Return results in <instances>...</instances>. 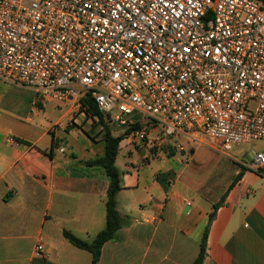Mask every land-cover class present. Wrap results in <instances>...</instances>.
<instances>
[{"label":"built area","instance_id":"obj_1","mask_svg":"<svg viewBox=\"0 0 264 264\" xmlns=\"http://www.w3.org/2000/svg\"><path fill=\"white\" fill-rule=\"evenodd\" d=\"M0 82L34 104L87 99L136 150L173 140L183 153L186 137L264 176V151L231 155L264 143L257 0H0Z\"/></svg>","mask_w":264,"mask_h":264},{"label":"crops","instance_id":"obj_2","mask_svg":"<svg viewBox=\"0 0 264 264\" xmlns=\"http://www.w3.org/2000/svg\"><path fill=\"white\" fill-rule=\"evenodd\" d=\"M0 86L26 96L3 102L0 110V264H90L91 255L62 232L91 242L105 227L109 179L88 162L103 154L106 124L101 131L71 102L34 104L33 91ZM46 109L51 115L44 120ZM107 126L126 146L123 166L120 146L114 163L123 225L102 246L98 264H191L206 226L203 264H264V176L232 159L227 168L209 171L213 151L186 137L177 139L183 153L173 140L162 149L136 150L119 128ZM62 132L74 140L68 144ZM254 153L231 155L248 160ZM39 241L41 257L34 254Z\"/></svg>","mask_w":264,"mask_h":264},{"label":"trees","instance_id":"obj_3","mask_svg":"<svg viewBox=\"0 0 264 264\" xmlns=\"http://www.w3.org/2000/svg\"><path fill=\"white\" fill-rule=\"evenodd\" d=\"M264 4V0H257ZM85 108V114L89 117L97 116L101 124H105L102 120V114L93 106L89 100L84 99L81 101V109ZM105 131L103 133L104 151L103 154L96 159L88 162L90 166H99L104 169L108 179L109 185L107 189L106 201V215L105 227L100 231L91 242L81 240L67 231H63V238L68 241L72 246L77 249L88 252L91 255L90 264H98L100 259L101 248L106 242L114 240L117 231L123 225V218L116 209V194L121 189L120 187V174L116 169L114 163L118 153L119 144L124 137L114 138L108 129L107 124L104 125ZM217 205L214 206V211ZM214 211L209 214L208 225L211 222ZM207 227L205 228L202 239L200 241L199 252L191 264H203L206 256V237Z\"/></svg>","mask_w":264,"mask_h":264},{"label":"rangeland","instance_id":"obj_4","mask_svg":"<svg viewBox=\"0 0 264 264\" xmlns=\"http://www.w3.org/2000/svg\"><path fill=\"white\" fill-rule=\"evenodd\" d=\"M19 93L16 94V92H13L11 90V87L9 86H3V87L0 86V110L3 111V106H2L3 102L9 101L11 99L12 100L17 99V98L24 99L26 97L25 94H21V93L19 94ZM45 111H46V114H45L44 120L45 119L47 120L49 118L47 116L51 114L49 113V109H46ZM40 115H43V114L41 113ZM39 119H41V117H39ZM60 135L62 136V138H64V140H66L68 144H70L74 140V137H72V135L69 136L63 132L60 133ZM119 146L121 147V153L118 159V166L121 167L123 166V163H124L123 156L125 155V152H126V146H125L124 141H122V143ZM250 149L254 150L255 152L264 151V143L260 141H253L250 144H245V145H242L241 147H233L232 152L235 155H238L241 151L243 152L244 150L247 151ZM211 153L214 155L215 158L213 159L214 161L209 167V171L213 170V167L216 166L217 164H219V166L222 167V170H223L227 168L226 164H228L229 162H232V160L230 161V159L222 160L221 158H219L220 156H218L216 153L214 152H211ZM202 163H203L202 161L195 160L196 165L202 164Z\"/></svg>","mask_w":264,"mask_h":264}]
</instances>
